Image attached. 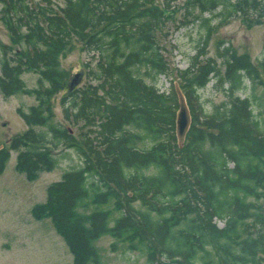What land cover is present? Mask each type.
Masks as SVG:
<instances>
[{"label": "trees", "instance_id": "1", "mask_svg": "<svg viewBox=\"0 0 264 264\" xmlns=\"http://www.w3.org/2000/svg\"><path fill=\"white\" fill-rule=\"evenodd\" d=\"M175 2L65 0L52 7L0 0V17L19 47L1 59L0 90L36 99L28 111L19 109L28 129L0 149V174L10 150L19 151L16 169L31 181L56 168L69 150L78 154L80 165L51 183L45 201L32 208L35 219L52 221L73 264H100L96 242L104 235L146 253L150 264H162L160 258L264 264L263 106L254 86L239 95L248 91L246 79L259 77L257 67L248 54L228 47L219 48L224 65L218 67L214 58H201L207 43L199 45L189 67L177 70L193 117L179 147L175 85L169 92L158 86L173 71L160 35ZM186 6L192 23L208 27L213 18H264V0H188ZM78 44L92 60L73 77L60 56ZM27 71L39 74L33 89L22 78ZM211 80L227 99L209 113L196 104ZM60 92L65 119L78 125L77 134L55 120L53 100Z\"/></svg>", "mask_w": 264, "mask_h": 264}, {"label": "rangeland", "instance_id": "2", "mask_svg": "<svg viewBox=\"0 0 264 264\" xmlns=\"http://www.w3.org/2000/svg\"><path fill=\"white\" fill-rule=\"evenodd\" d=\"M35 1L52 7L65 4V0ZM187 2L188 0H176L166 26L161 31L164 32L160 35L165 48L164 56L173 71L169 77L165 75L160 77L159 88L169 91L174 82L176 90L179 89L181 79L177 75V70L188 66L191 56L199 51V45L207 43L206 54L202 57H213L218 67L224 65V58L219 56V48L228 47L237 54H248L256 65L259 77L252 78L254 83L246 79L248 91L247 93L239 91V95L245 97L254 86L255 93L262 102V115H264V18L261 23H251L241 14L232 16L227 21L213 18L208 27L198 21L191 22L194 18L187 12ZM157 3L163 5V0H157ZM198 11L196 10V13ZM204 16L211 15L206 12ZM208 29L210 35L207 42ZM167 30L169 34L165 35ZM18 48V45L12 41L4 20L0 17V74L4 53L7 52L8 56L14 55ZM91 60L92 53L82 50L80 44L60 56L61 66L70 71L73 77L85 73L86 64ZM22 78L29 89L38 85L39 74L34 71L24 72ZM85 83L87 77L79 79L76 84L81 87ZM215 84V80H212L207 87L200 90L197 108L211 113L214 103L227 99L224 92H217ZM62 97L63 93L60 92L53 100L55 120L77 134L78 125L70 124L65 119ZM35 103L36 99L33 95L18 93L7 97L0 90V148H9L11 139L28 129L19 109L28 111ZM37 129L43 128L37 127ZM144 143L143 146L148 147L151 141L147 139ZM62 148L61 146L57 149V152ZM10 153L6 168L0 174V264H73V255L51 220H36L32 215V208L35 204L45 201L47 188L51 183L60 180L69 168L80 165V157L75 151L69 150L67 157L61 159L56 168L52 171L40 172L38 178L31 181L16 169L19 151L10 150ZM154 171L153 168L148 170L151 173ZM136 205L139 206L140 203L136 202ZM217 222L219 226L224 225L222 220ZM96 245L101 254L100 264H150L146 253L130 248L128 243L110 235L102 236L97 240ZM160 260L162 264H174L163 258Z\"/></svg>", "mask_w": 264, "mask_h": 264}, {"label": "water", "instance_id": "3", "mask_svg": "<svg viewBox=\"0 0 264 264\" xmlns=\"http://www.w3.org/2000/svg\"><path fill=\"white\" fill-rule=\"evenodd\" d=\"M178 95H179V102H180V108L178 110V116H177V134L179 137L180 142L184 138L191 122L189 109L185 100V96L181 92L180 89H178Z\"/></svg>", "mask_w": 264, "mask_h": 264}]
</instances>
